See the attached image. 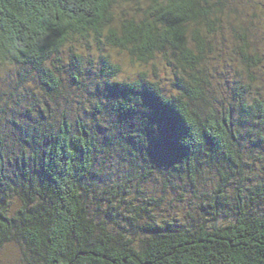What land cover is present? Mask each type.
Wrapping results in <instances>:
<instances>
[{"label": "trees", "instance_id": "1", "mask_svg": "<svg viewBox=\"0 0 264 264\" xmlns=\"http://www.w3.org/2000/svg\"><path fill=\"white\" fill-rule=\"evenodd\" d=\"M248 1L0 0V249L264 264V38L246 24L264 5ZM228 55L245 78L213 72ZM166 193L194 211L170 219Z\"/></svg>", "mask_w": 264, "mask_h": 264}, {"label": "rangeland", "instance_id": "2", "mask_svg": "<svg viewBox=\"0 0 264 264\" xmlns=\"http://www.w3.org/2000/svg\"><path fill=\"white\" fill-rule=\"evenodd\" d=\"M243 1H244L243 3L245 4L247 0H243ZM257 1H259L261 3V7L264 5V0H257ZM250 3H251V1L249 0L247 2V4L249 5L248 8L250 7ZM248 8L246 7L245 10H247ZM258 10H261V9H258ZM241 12L243 14H246V16L249 15V13H252L251 10L249 12H247V11L245 12V11H243V9H241ZM249 19H250V21H247L246 24L247 23L250 24L249 25L250 29H252L255 26L260 24V26L258 28V33H259V37L261 39H263L264 38V22L259 21L258 18H256L255 22H254V17H252L251 14L249 15ZM226 33L229 34L228 31ZM228 44H230V42H228L226 44H221L220 47L225 48L226 51H229V49L232 48V43L230 45H228ZM216 55L217 54H215L214 59L215 58L217 59ZM259 55L261 57V61L258 65H256L253 68V70H254L255 75L259 77V80L261 81V85L264 89V48L259 52ZM223 58H222L223 60L218 59L217 61H215V60L211 61L213 72H219L225 76H226V74H229V78L234 76L235 74H242V76L244 78L246 77V75H245V74H247L246 71L240 70L239 64L236 61V58L234 55L223 56ZM158 65L161 68L160 73H161L162 77H164L165 84L168 85L169 77H171V71H170V69L164 68V65L162 63L161 64L158 63ZM124 68L126 69V71H125L126 74H124V76H126V77L128 76V74H133V73L138 71V66H136V65L133 66L129 63L124 64ZM238 69H239V72H237ZM6 70H8L7 73H11V72L13 73V70L12 71L9 69H6ZM0 74H1V71H0ZM4 84H6L5 80L0 79V87L3 86ZM160 186H161V184L159 185V187ZM148 188H150V187L148 186ZM160 189H162V188H160ZM170 198H174V196H172L169 193H166L167 203L165 200V202L161 201V203L159 204V208L165 205L166 211L168 210V207H169V209L173 210L171 212L172 214L169 217L170 219H173V218L177 219V217H179L180 219L185 220L187 213L194 211V209L191 208V206H188V202H189L188 200L175 201L174 203L172 200L169 203ZM150 207L152 208L151 211L156 213L155 215H157V214L160 215L159 218H161L163 216V214L157 213V209H156L155 205H151ZM24 251H25L24 247L19 243H16L15 245H14V243L5 245L2 249H0V264H26L27 263V257L25 256Z\"/></svg>", "mask_w": 264, "mask_h": 264}]
</instances>
